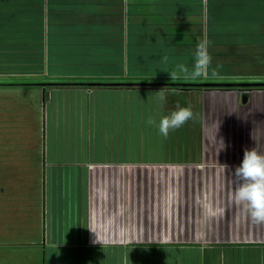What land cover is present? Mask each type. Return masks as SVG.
<instances>
[{
    "label": "crops",
    "instance_id": "crops-1",
    "mask_svg": "<svg viewBox=\"0 0 264 264\" xmlns=\"http://www.w3.org/2000/svg\"><path fill=\"white\" fill-rule=\"evenodd\" d=\"M2 12L18 13L26 54L0 75L40 92L57 142L39 160L42 224L27 209L28 242L14 245L53 264H264V224L234 199L244 150L264 154V0H0ZM205 36L209 77L171 81ZM177 105L196 119L167 138L146 124Z\"/></svg>",
    "mask_w": 264,
    "mask_h": 264
},
{
    "label": "rangeland",
    "instance_id": "rangeland-1",
    "mask_svg": "<svg viewBox=\"0 0 264 264\" xmlns=\"http://www.w3.org/2000/svg\"><path fill=\"white\" fill-rule=\"evenodd\" d=\"M21 50L0 53V71L16 70L23 60ZM16 82H26V78L5 76V73L0 75V166L4 168L1 170L0 167V264H44V260L45 264H53L54 261L47 258L51 253H46L45 257L39 245H14L16 242H28L26 236L18 233L26 228L21 220L27 209L35 218L34 228L38 229L42 224L40 185L43 167L39 160L44 148H51L57 143L50 122L51 114L44 109L40 92L26 85H5ZM147 96L145 98L149 99ZM21 163L23 170L19 172ZM17 170L19 173H16ZM25 176L33 182V190L23 185L18 187ZM5 183L9 187L2 185ZM40 232L32 235L37 242L42 239Z\"/></svg>",
    "mask_w": 264,
    "mask_h": 264
},
{
    "label": "clouds",
    "instance_id": "clouds-1",
    "mask_svg": "<svg viewBox=\"0 0 264 264\" xmlns=\"http://www.w3.org/2000/svg\"><path fill=\"white\" fill-rule=\"evenodd\" d=\"M209 44L210 41L207 36L198 39L191 70L184 64H178L176 69L166 71L169 73L171 81L175 82L180 79V73H183L184 79L208 78L212 61L208 51ZM168 59L166 55L162 57L164 63H168ZM217 75V71L213 69L211 76L216 77ZM157 93L159 101L162 102L164 100L162 90ZM195 119L196 115L191 107L177 105L175 111H172L169 115L161 116L158 124L154 117H149L146 124L156 127L158 135L167 138L170 131H175L189 120ZM220 142L225 147L223 139ZM234 176L237 185L234 193L235 202L244 207L252 222L264 224V154L258 153L255 147L246 148L242 163L234 170ZM93 243H100L97 236Z\"/></svg>",
    "mask_w": 264,
    "mask_h": 264
},
{
    "label": "trees",
    "instance_id": "trees-1",
    "mask_svg": "<svg viewBox=\"0 0 264 264\" xmlns=\"http://www.w3.org/2000/svg\"><path fill=\"white\" fill-rule=\"evenodd\" d=\"M16 14L18 13H11V12L0 13V21H1L0 26H2L0 28V53H5V52L14 53L16 50L22 49V45L19 42L13 41L15 39L13 35H16V33H20L19 28L15 27L16 23L14 24L11 22L17 20ZM6 19H8L9 22H6L5 21ZM33 41L27 43V45L23 44L24 46H26V49L30 51V53L28 54H31V52L34 50L36 51L37 48L39 47L37 45L36 36L33 39ZM11 47L13 48L12 51L10 50ZM21 51L23 52V49ZM35 51L33 53H35ZM24 54H26V50L24 51Z\"/></svg>",
    "mask_w": 264,
    "mask_h": 264
},
{
    "label": "water",
    "instance_id": "water-1",
    "mask_svg": "<svg viewBox=\"0 0 264 264\" xmlns=\"http://www.w3.org/2000/svg\"><path fill=\"white\" fill-rule=\"evenodd\" d=\"M204 86H222V87H230V86H235V84L232 83H204ZM241 87L249 88V87H256V86H261L262 84L260 83H239L238 84ZM247 100V96H243V101Z\"/></svg>",
    "mask_w": 264,
    "mask_h": 264
},
{
    "label": "built area",
    "instance_id": "built-area-1",
    "mask_svg": "<svg viewBox=\"0 0 264 264\" xmlns=\"http://www.w3.org/2000/svg\"><path fill=\"white\" fill-rule=\"evenodd\" d=\"M245 91H247V90H245Z\"/></svg>",
    "mask_w": 264,
    "mask_h": 264
}]
</instances>
